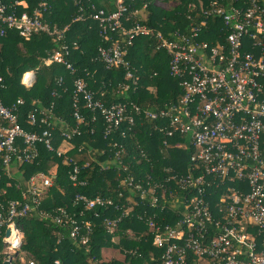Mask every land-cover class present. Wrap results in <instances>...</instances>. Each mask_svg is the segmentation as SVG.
I'll list each match as a JSON object with an SVG mask.
<instances>
[{
	"label": "built area",
	"instance_id": "built-area-1",
	"mask_svg": "<svg viewBox=\"0 0 264 264\" xmlns=\"http://www.w3.org/2000/svg\"><path fill=\"white\" fill-rule=\"evenodd\" d=\"M133 1L116 0L115 12L107 14L99 10L91 16L110 44L99 49L97 58L107 69H126L127 78L136 84L138 77L130 70L131 64L126 58L128 48L138 36H154L168 50L170 74L179 80L183 94L178 102L166 108L143 110L135 104L109 103L104 93L99 95L90 89L84 79H74L72 99L77 125L63 127L66 148H61L62 142L56 148L50 129L28 131L22 126L19 118L22 99L6 106L0 96L3 124L0 126V177L19 180L18 187L25 186L22 199L0 203L3 264H40L23 254L22 220L34 215L41 203L39 198L53 187L54 181L45 172L25 179L19 170L36 161L40 145L58 156L72 149L68 144L81 135V126L86 122L81 105L92 113V122H104L105 138H111L123 126L128 127L130 137L136 136V115H144L146 120L154 122L155 131L164 136L166 150L190 153L183 174L167 167L157 178L148 176L136 180L125 163L124 144H114L117 150L109 166H117L124 173L119 174L124 187L140 193V201L149 196L151 206L158 211L145 224L154 235L153 245L162 253L153 258V263L144 264H264V0H223V3L214 2L212 10L204 11L205 16L223 20L224 41L215 45L200 40L202 33L210 28L209 22L201 20L197 24L192 15H189L191 31L176 33L172 40L147 25L127 26L137 13L129 12ZM23 3L26 2L17 1L16 6L28 7ZM50 8L49 0H38L32 14H18L16 7L9 13L7 5L0 0V39L9 30L18 31L27 40L39 34L61 39L68 27L63 31L51 28L44 18ZM83 19L81 15L74 21ZM63 49L66 54L58 51L44 62L65 64L74 74L77 68L66 60L69 54L66 47ZM35 83V71L23 75L21 84L26 89ZM63 83L64 78H60L59 84ZM130 88L128 84L124 90ZM50 117L47 113H31L28 118L31 126L40 127L49 124ZM121 134L126 137L124 131ZM142 156L144 161L148 159L144 152ZM66 161L71 160L67 157ZM104 166L109 168L106 163ZM78 177L76 166L71 179L74 184L83 185ZM6 195V189L0 190V199ZM120 196H124L122 192ZM76 200L84 202L87 210L114 207L112 199L101 196L90 199L78 195ZM132 208L104 220L112 240L116 239L123 219ZM167 208L175 218L162 223L159 219L167 214ZM116 210L121 207L117 206ZM60 212L53 220L69 228L74 243L85 248L90 246L92 223L71 218L64 210ZM91 261L103 264L105 260L91 258Z\"/></svg>",
	"mask_w": 264,
	"mask_h": 264
},
{
	"label": "trees",
	"instance_id": "trees-1",
	"mask_svg": "<svg viewBox=\"0 0 264 264\" xmlns=\"http://www.w3.org/2000/svg\"><path fill=\"white\" fill-rule=\"evenodd\" d=\"M1 1L7 5L9 13L16 7L18 14H32L38 7V0ZM17 1L26 2L28 7L16 6ZM157 1L134 0L130 3L129 12L137 13L126 25H147L172 40L176 33L191 31L189 15H192L197 24L201 20L209 22L210 28L202 33L200 40L210 41L214 45L224 41L223 20L205 16L204 12L212 10L214 2L223 3V0H176L177 5L172 9L157 6ZM49 3L51 8L44 18L51 28L63 31L68 27L61 39L39 34L27 40L16 30H9L0 39V96L6 106L20 99L24 101L19 118L26 130L40 132L48 128L55 138L56 148L60 147V142L63 143L61 148L67 147L62 138L63 127L67 124L77 125L72 99L74 79H84L90 89L99 95L104 93L109 103L135 104L143 110L158 111L179 101L183 94L179 80L171 76L168 50L156 37L138 36L128 48L126 58L131 64L130 70L138 77L136 84L127 78L126 69H107L105 63L97 58L99 49L110 44L101 35L98 22L91 16L99 10H105L107 14L115 12L116 0H49ZM81 15L84 16L83 20L74 21ZM64 47L69 54L66 60L77 68L74 74L65 64L54 62L46 65L44 62L58 51L66 54ZM29 71L36 72V83L26 89L21 80ZM60 78H64L63 84H59ZM128 84L131 88L125 91L124 87ZM31 113H47L51 116L49 124L31 126L28 118ZM81 113L86 122L81 126V135L76 136L70 142L71 145L68 144L72 146L71 150L58 156L56 152L40 145L36 161L23 165L19 170L25 179L45 172L54 181L53 187L39 198L41 203L34 215L22 220L25 233L23 254L40 264H94L91 258L105 260L103 264L153 263V258H157L162 251L153 245L154 235L146 227L145 220L158 211L151 206L149 196L140 201V193H132L124 187L119 175L124 173L117 166H109L108 162L112 161L117 150L114 144H124L125 163L136 180L148 176L157 178L164 174L167 167H174L178 173L183 174L190 153L188 150H166L163 145L164 136L155 131L154 122L146 120L144 115H136V136L130 137L128 127L123 126L111 138H105L104 122H92V113L83 105ZM123 131L126 137L122 136ZM142 152L148 157L146 161ZM67 157L71 161L67 162ZM105 163L109 168L104 166ZM76 166L79 169L78 182L83 185L74 184L71 179ZM10 182L12 184L8 187ZM18 183L19 180L0 177V190H7V195L0 199V203L22 199L25 186L20 188ZM144 186L148 188V185ZM165 187L168 188L169 184L166 183ZM121 192L124 196H120ZM78 195L90 199L98 196L109 198L114 202V207L87 210L84 202L76 200ZM128 197L132 199L127 200ZM133 201L138 204L135 205ZM117 206L121 210H116ZM129 208H132L129 215L123 219L116 239L112 240L104 220L118 217ZM169 208L167 214L161 215L159 219L162 223L175 218ZM61 210L71 218L92 223L90 246L85 248L74 243L69 228L53 220L61 214ZM44 215L51 217L46 219ZM0 264H3L2 256Z\"/></svg>",
	"mask_w": 264,
	"mask_h": 264
},
{
	"label": "rangeland",
	"instance_id": "rangeland-1",
	"mask_svg": "<svg viewBox=\"0 0 264 264\" xmlns=\"http://www.w3.org/2000/svg\"><path fill=\"white\" fill-rule=\"evenodd\" d=\"M177 5L176 0H165V1H157V6L165 9H172L174 6ZM188 145V144H186Z\"/></svg>",
	"mask_w": 264,
	"mask_h": 264
},
{
	"label": "crops",
	"instance_id": "crops-1",
	"mask_svg": "<svg viewBox=\"0 0 264 264\" xmlns=\"http://www.w3.org/2000/svg\"><path fill=\"white\" fill-rule=\"evenodd\" d=\"M24 5H27L26 3H23Z\"/></svg>",
	"mask_w": 264,
	"mask_h": 264
},
{
	"label": "water",
	"instance_id": "water-1",
	"mask_svg": "<svg viewBox=\"0 0 264 264\" xmlns=\"http://www.w3.org/2000/svg\"><path fill=\"white\" fill-rule=\"evenodd\" d=\"M4 264H7V263H4Z\"/></svg>",
	"mask_w": 264,
	"mask_h": 264
}]
</instances>
